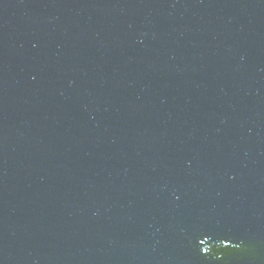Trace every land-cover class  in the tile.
I'll use <instances>...</instances> for the list:
<instances>
[{
	"label": "water",
	"instance_id": "obj_1",
	"mask_svg": "<svg viewBox=\"0 0 264 264\" xmlns=\"http://www.w3.org/2000/svg\"><path fill=\"white\" fill-rule=\"evenodd\" d=\"M0 264H264V0H0Z\"/></svg>",
	"mask_w": 264,
	"mask_h": 264
}]
</instances>
